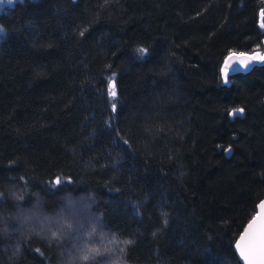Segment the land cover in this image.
<instances>
[{"label":"trees","instance_id":"trees-1","mask_svg":"<svg viewBox=\"0 0 264 264\" xmlns=\"http://www.w3.org/2000/svg\"><path fill=\"white\" fill-rule=\"evenodd\" d=\"M262 11L20 0L1 12L0 264H240L234 242L264 198V63L227 83L220 70L232 52L264 53ZM85 244L100 254L79 260Z\"/></svg>","mask_w":264,"mask_h":264},{"label":"snow or ice","instance_id":"snow-or-ice-1","mask_svg":"<svg viewBox=\"0 0 264 264\" xmlns=\"http://www.w3.org/2000/svg\"><path fill=\"white\" fill-rule=\"evenodd\" d=\"M4 0H0V3H3ZM9 4L13 2V0H7ZM23 2V0H21ZM261 16L264 17V11L261 12ZM260 27L264 28V20L261 21ZM0 32H3V28L0 27ZM83 35V33H81ZM137 52L140 56H144L148 49L141 47L137 49ZM260 60L264 61V54H260L259 51L255 55H246L245 53H235L232 52L228 57L225 58L224 65L221 68V74L224 78L225 83H227V77L230 69L234 70V62L238 63L242 67H248L251 61ZM108 95L109 97L115 101L117 96L115 79L113 78L109 81L108 87ZM116 103H112V110H116ZM244 109L236 108L233 109L229 115L235 116L237 114H243ZM225 151H230L229 149H225ZM56 184L61 183V178L57 177L55 180ZM261 211H259L256 216L249 223L248 227L245 229L244 234L241 236L240 241L237 243L236 247L240 251V255L245 260L246 264H264V201H262L259 205ZM94 232L95 229H92ZM61 233L58 231H51V237L53 239L59 238ZM91 235V233H89ZM124 244H130L132 241H124ZM39 251V249H37ZM80 255L78 259L81 261H88L94 255H99L101 252L100 248L97 247H89L87 244L81 249H79ZM123 252V249H121Z\"/></svg>","mask_w":264,"mask_h":264},{"label":"water","instance_id":"water-1","mask_svg":"<svg viewBox=\"0 0 264 264\" xmlns=\"http://www.w3.org/2000/svg\"><path fill=\"white\" fill-rule=\"evenodd\" d=\"M246 55H249V54H246ZM249 56H251V55H249ZM253 65H254V60L251 61V63L249 64L248 67H242V66H240L238 63H235V62H234V71H243V72H244V71L249 70ZM115 85H116V83H115ZM243 115H244V112H243V114H237V115H235V116H231V117H232V118H233V117H237V116L242 117ZM231 154H232V149L230 148V151H227V155H228V156H231ZM262 201H264V198H263L262 200H260L259 203L257 204V212H256V214H257L259 211H261V209L259 208V205H260V203H261ZM256 214L254 215V217L256 216ZM254 217H253V218H254ZM253 218H252V219H253ZM252 219H251V220L245 225V227H244V229H243V232L240 234V236L237 238V240L235 241V243H234V245H233L234 252H235V254H236V256H237V259H238V261H239L240 264H246V262H245V260L243 259V257L240 255V251H239V249L236 247V245H237V243L240 241L241 236L244 234L245 229L248 227V225H249V223L252 221Z\"/></svg>","mask_w":264,"mask_h":264},{"label":"rangeland","instance_id":"rangeland-1","mask_svg":"<svg viewBox=\"0 0 264 264\" xmlns=\"http://www.w3.org/2000/svg\"><path fill=\"white\" fill-rule=\"evenodd\" d=\"M17 1H20V0H13V2H12L11 4H9V3L7 2V0H4L3 3H0V13L3 12V11H5V10L8 9L9 7L13 6ZM0 27H2V26H0ZM2 28H3V27H2ZM4 35H5V30H4V28H3V32H0V40L3 39ZM256 53H257V52H256ZM256 53H253V54H251V55H255ZM259 53H260V54H264V53H261V52H259ZM254 63H256V64H260V63H264V61L254 60ZM232 71H233V70L230 69L228 76L231 74ZM223 79H224V78H223ZM227 81H228V77H227Z\"/></svg>","mask_w":264,"mask_h":264},{"label":"bare ground","instance_id":"bare-ground-1","mask_svg":"<svg viewBox=\"0 0 264 264\" xmlns=\"http://www.w3.org/2000/svg\"><path fill=\"white\" fill-rule=\"evenodd\" d=\"M261 17H262V16H261ZM84 202H85V203L82 202V205H84L83 208H85V207H86V208H87V207H88V208H92L93 205H94V201H93L92 199H84ZM253 217H254V216H253ZM253 217H252V218H253ZM252 218H251V219H252ZM251 219H250V220H251ZM250 220H249V221H250ZM249 221H248V222H249ZM248 222H247V223H248ZM242 232H243V230H242ZM242 232H241V233H242ZM239 236H240V235H239ZM234 243H235V242H234ZM233 250H234V249H233ZM235 255H236V254H235ZM236 257H237V256H236Z\"/></svg>","mask_w":264,"mask_h":264},{"label":"clouds","instance_id":"clouds-1","mask_svg":"<svg viewBox=\"0 0 264 264\" xmlns=\"http://www.w3.org/2000/svg\"><path fill=\"white\" fill-rule=\"evenodd\" d=\"M114 264H122V261L118 259V260L114 261Z\"/></svg>","mask_w":264,"mask_h":264}]
</instances>
